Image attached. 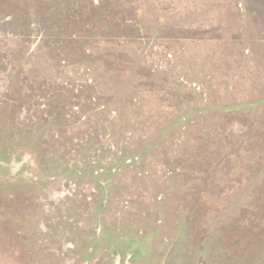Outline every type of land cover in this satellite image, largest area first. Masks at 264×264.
<instances>
[{
  "label": "rangeland",
  "instance_id": "1",
  "mask_svg": "<svg viewBox=\"0 0 264 264\" xmlns=\"http://www.w3.org/2000/svg\"><path fill=\"white\" fill-rule=\"evenodd\" d=\"M11 145L0 264H264V0H0Z\"/></svg>",
  "mask_w": 264,
  "mask_h": 264
},
{
  "label": "trees",
  "instance_id": "2",
  "mask_svg": "<svg viewBox=\"0 0 264 264\" xmlns=\"http://www.w3.org/2000/svg\"><path fill=\"white\" fill-rule=\"evenodd\" d=\"M233 108L231 107H225V108H221L222 111H231ZM6 147V148H2L0 147V163L3 164H7L10 162L11 157L13 156V154H17V147H13V145ZM112 248V247H111Z\"/></svg>",
  "mask_w": 264,
  "mask_h": 264
},
{
  "label": "flooded vegetation",
  "instance_id": "3",
  "mask_svg": "<svg viewBox=\"0 0 264 264\" xmlns=\"http://www.w3.org/2000/svg\"><path fill=\"white\" fill-rule=\"evenodd\" d=\"M112 247V248H111ZM116 248V245H114L113 243H111V245H110V250H114ZM126 254H129V259L128 260H134V259H136V252L134 251V250H130V252L129 253H126ZM126 254H123L122 252H119V253H117V255L120 257V258H122V260L123 259H125V257H126ZM124 264V263H123Z\"/></svg>",
  "mask_w": 264,
  "mask_h": 264
}]
</instances>
